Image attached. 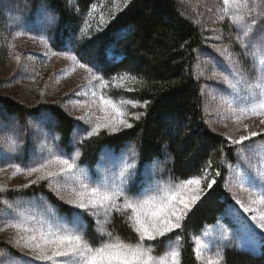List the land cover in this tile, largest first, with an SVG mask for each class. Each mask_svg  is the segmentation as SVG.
Instances as JSON below:
<instances>
[{
  "label": "trees",
  "instance_id": "1",
  "mask_svg": "<svg viewBox=\"0 0 264 264\" xmlns=\"http://www.w3.org/2000/svg\"><path fill=\"white\" fill-rule=\"evenodd\" d=\"M103 1L9 0L8 3L24 2L33 8L45 6L49 10L57 21L54 28L46 31L51 51L75 55L108 84L114 81L113 77L123 76L130 80L131 91L112 87L107 92L110 99L148 102L147 109L137 108V112L144 113L141 119H130L132 128L113 134L105 129L98 136L81 140L76 147L80 151L81 165L94 167L104 148L118 151L132 145L137 152L139 169L154 160L166 158L167 171L173 182L201 175L204 169L211 179H215L211 189L204 187L201 199L188 213L182 229L161 238L174 241L179 233L182 264H199L193 251V238L216 224L225 213L229 204L225 189L228 165L236 163L235 148L209 127L204 114L201 83L194 73L197 52L205 47L203 34L178 0H128L115 13L104 16L106 23L97 30L100 25L97 8ZM90 13L93 21L88 27L86 22ZM8 19L5 11L4 14L0 12V68L6 62L7 40L11 39ZM42 107L53 117L54 133L59 137L60 147L70 151L75 121L60 103L26 106L0 95V119L11 117L27 124ZM209 162L211 167H208ZM38 194L46 196L60 213H70L45 184L31 185L1 196L16 199ZM84 222L86 238L93 246L100 244L104 238L96 234L91 217L84 216ZM106 227L125 240L133 243L138 240L125 218L118 213L113 214L112 222ZM167 246V243H160L155 254L163 253ZM4 247L0 243V250ZM224 254L226 264H264V245L258 255L234 249H226Z\"/></svg>",
  "mask_w": 264,
  "mask_h": 264
},
{
  "label": "rangeland",
  "instance_id": "2",
  "mask_svg": "<svg viewBox=\"0 0 264 264\" xmlns=\"http://www.w3.org/2000/svg\"><path fill=\"white\" fill-rule=\"evenodd\" d=\"M126 1L128 0H104L97 8L99 18L102 15L107 17L115 13ZM178 1L203 34L205 47L197 52L194 73L201 83L204 99L203 109L209 127L214 132L223 135L229 143V137L239 139L240 136L248 135L252 131L257 132L256 137L245 141L244 144L251 152L248 157L251 165L253 167L260 165L264 169V125L260 123L261 118L255 116L237 121L236 116L240 113L237 111L236 116H234L231 112L230 106L238 107L241 101L234 98L233 95H221V93L228 92L229 89L227 85L222 83L224 77L219 73L229 75V79L234 85L239 83L240 78L230 75L232 69L229 67V62L216 51L217 47L228 46L233 60L239 61V64L234 65V67L239 70L241 76L246 77L247 84H254L257 73L254 68V61L247 53L251 51L252 44L264 43V5H260V15L254 14L253 17L249 18V21L256 19L257 23L249 48L245 49L237 42V30L230 21L227 18L223 21L218 19V9L223 7L222 0ZM8 2L9 0H0V12L4 14L5 11V14L8 15V23L11 28L8 33L11 39L7 40V59L0 68V95L11 97L26 106H35L40 103H43V105L52 102L60 103L75 121L72 148L70 151H66V149L60 147L59 139H56L58 136L54 133L55 123L53 119L47 118L48 112L43 107L37 115L29 119L27 124L20 123L11 117L0 119V130L7 129L13 133L17 138L19 148V152L15 157L9 160H0V169H5L0 171V185H6L9 189L7 192H10L17 191L16 189H25L23 185L29 184V181L36 177L35 174L27 178L18 175L10 179L13 169L8 167L9 163H16L25 168L37 166L40 162L38 157L47 154L46 152L41 153V144L52 147L54 151H60L67 156H71L77 150L76 147L79 142L85 139L87 131H90L96 123V117L103 116L99 107L100 95L103 94L109 98L107 92L110 91V88L127 90L133 85L130 80L124 77L123 81L117 78L101 87L100 80L92 79V74L84 68H80L78 63L66 58L67 55L71 54L59 52L54 55L55 52L50 50L46 31L54 28L57 21L45 6L33 8L24 2L13 5ZM253 2L254 0H249L250 4ZM49 18L54 22L50 23ZM91 21H93L92 15L87 19L88 27ZM17 56L20 58L19 62H17ZM239 89V95H244L246 85L239 83ZM236 91L237 89L234 87L232 92L235 93ZM93 92H96V104L91 103ZM120 101H114V103L129 112H137L138 107L121 105ZM244 125H247V131H245ZM231 145L235 148L236 163L234 166L228 165L229 171L225 186L226 199L229 201L227 211L223 216L224 218H220L215 225L206 227L200 234L195 236L193 243L195 247L196 238H200L206 246H211V254L215 255L217 246L223 247L224 250L234 249L238 242H243L248 249L245 252L258 255L260 248L264 245V232L256 228L255 224L251 226L249 222L252 220L249 217L264 211V206L253 205L256 212L245 214L243 209L235 203L233 194L245 204L249 203V194L247 191H242L240 185L248 184V175L251 169L248 161L238 160L237 158V152L241 146ZM164 157L166 156L164 155ZM167 160L166 158L154 160L139 169L136 149L132 145H126L118 151L104 148L99 155L96 166L93 168L81 165L78 158L76 171L78 176L83 179L102 181L118 171L125 162L133 163L135 167L132 170L133 175L129 189L130 194L135 195L141 193L146 186H153L158 182L167 183L171 181L173 184L175 183L169 177ZM207 174L208 178L211 179L208 171ZM40 184H45L47 190L61 204L70 209V213L80 211L79 209H72L64 203L53 191V188L49 187L48 181H41L39 184L32 185L38 186ZM68 184L72 186L73 181L69 180ZM201 187L204 192L207 181ZM254 191L259 194L261 189L257 187ZM4 193H0V229H2L0 230V243L5 247L0 250V264H8L10 258H16V264H21V261L30 262V264H47V262L35 260L28 249L14 246L12 243L14 231L6 227V221L11 222L13 218V210L6 207L3 201L6 200L12 205L22 206L37 218H41V214L47 215L48 211H57V207L43 194L10 199L7 196H1ZM61 194H64L63 191ZM186 195H191V193H186ZM119 202L122 203L123 199L121 198ZM59 214L66 215L60 212ZM82 215L83 218L84 216L91 217L96 225L95 230L98 235L96 217L87 213H82ZM225 232L229 236L228 240L222 239ZM103 238L106 239V237ZM173 243H175V240ZM208 255L209 252L205 251L204 257L200 261L197 260L199 264H204Z\"/></svg>",
  "mask_w": 264,
  "mask_h": 264
},
{
  "label": "snow or ice",
  "instance_id": "3",
  "mask_svg": "<svg viewBox=\"0 0 264 264\" xmlns=\"http://www.w3.org/2000/svg\"><path fill=\"white\" fill-rule=\"evenodd\" d=\"M222 2L223 7L218 9V19L223 21L227 18L237 30V42L242 48L248 49L257 23L256 19L249 21V18L254 14H261L260 5H264V0H254L252 4L249 3V0H222ZM49 22L54 21L49 18ZM105 23L102 15L97 30H100ZM216 51L229 62V67L232 69L230 75L238 76L239 83L246 85L245 94L239 95V83L234 85L229 79V75L219 73L224 77L222 83L229 89L228 92L221 93V95H233L234 98L241 101L238 107L230 106L231 112L234 116L237 111L240 113L236 116L237 121L255 116L260 117V123L264 125V43L252 44L251 51L247 53L252 57L257 73L254 84H247L246 77L241 76L239 70L234 67L239 64V61L233 60L228 46L217 47ZM66 58L78 63L80 68H84L92 74V79L100 80L101 87L107 83L101 77L93 74L91 67L79 62L75 55H67ZM16 59L19 62V56ZM116 79L113 77V80ZM119 79L123 81L124 77L121 76ZM131 79L136 80L137 78L132 77ZM234 87L237 89L235 93L232 92ZM127 90L131 91L132 89ZM92 96L91 103L96 104V92H93ZM120 104L145 109L148 106L147 101L140 104L139 101L129 99H122ZM99 107L103 116L96 117V123L90 131H87L85 139L98 136L105 129L109 134H113L124 128H132L133 124L129 122L130 119L139 120L144 115L142 112L132 113L119 107L112 99L103 94L99 98ZM47 118L53 119L51 113H47ZM244 129L247 131V125H244ZM257 135V132L252 131L248 135L240 136L239 139L229 137L231 144L241 146L237 152L238 160L248 161L251 169L248 175V184L240 185L242 191L248 192L249 203L245 204L233 194L235 203L243 209L245 214L256 212L253 205L264 206V169L260 165L254 167L251 165V161L248 160L251 152L244 144L245 141ZM40 151L47 154L38 157L40 162L37 166L25 168L16 163H9L8 167L13 169L9 178H15L18 175L27 178L35 174L36 178L29 181V184L23 185L24 188L32 184H39L41 181H48L49 187L53 188V191L64 203L72 209L80 211H73L67 215H60L58 210L48 211L47 215L41 214V218H37L22 206L3 201L6 207L13 210V218L11 222L6 221V227L14 231L12 237L14 246L28 249L35 260L47 262V264H182L179 233L175 237V243L171 239L164 241L161 238L182 229L188 213L192 211L203 195L201 186L207 181V188L211 189L216 183L215 179L208 178L207 169L202 170L201 175L180 180L174 184L169 181L146 186L141 193L133 195L130 194L129 189L133 175L132 170L135 167L133 163L125 162L118 171L102 181L86 180L78 176L76 171V161L80 156L79 149L71 156H67L60 151H54L50 146L41 144ZM18 152L17 138L14 134L7 129L0 130V160H9L15 157ZM208 167H211V162ZM4 170L0 169V171ZM69 180L73 181L72 186H69ZM53 185L55 186L53 187ZM257 187L261 189L259 194L254 191ZM8 190L6 185H0V193ZM186 193H191V195H186ZM121 198L123 199L122 203L119 202ZM82 213L96 217L97 233L106 237L98 246H93L86 238ZM114 213L123 216L136 233L138 240L135 243L108 230L106 226L112 222ZM249 218L256 228L264 232V211L251 215ZM222 239H229L227 232L224 233ZM145 242L159 243L146 244ZM160 243H167L168 247L163 253L157 255L155 250L160 246ZM234 250L247 251L248 249L243 242H238L234 246ZM193 251L198 261L204 257L205 251L209 252L204 264H226L223 247L217 246V253L213 255L211 246H206L204 241L196 238ZM8 264H16V258H10ZM21 264H30V262L21 261Z\"/></svg>",
  "mask_w": 264,
  "mask_h": 264
},
{
  "label": "bare ground",
  "instance_id": "4",
  "mask_svg": "<svg viewBox=\"0 0 264 264\" xmlns=\"http://www.w3.org/2000/svg\"><path fill=\"white\" fill-rule=\"evenodd\" d=\"M249 224H250L251 226H253V225H254V223H252V221H250V222H249Z\"/></svg>",
  "mask_w": 264,
  "mask_h": 264
}]
</instances>
